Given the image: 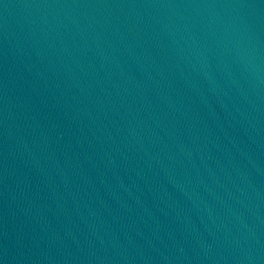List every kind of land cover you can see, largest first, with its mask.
Segmentation results:
<instances>
[{
    "label": "water",
    "instance_id": "obj_1",
    "mask_svg": "<svg viewBox=\"0 0 264 264\" xmlns=\"http://www.w3.org/2000/svg\"><path fill=\"white\" fill-rule=\"evenodd\" d=\"M0 264H264V0H0Z\"/></svg>",
    "mask_w": 264,
    "mask_h": 264
}]
</instances>
